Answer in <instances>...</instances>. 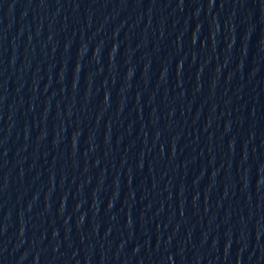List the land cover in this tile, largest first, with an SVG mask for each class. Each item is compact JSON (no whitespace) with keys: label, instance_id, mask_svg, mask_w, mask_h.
Returning <instances> with one entry per match:
<instances>
[{"label":"water","instance_id":"water-1","mask_svg":"<svg viewBox=\"0 0 264 264\" xmlns=\"http://www.w3.org/2000/svg\"><path fill=\"white\" fill-rule=\"evenodd\" d=\"M0 264H264V0H0Z\"/></svg>","mask_w":264,"mask_h":264}]
</instances>
